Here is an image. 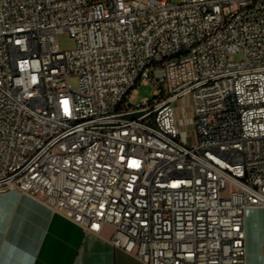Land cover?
<instances>
[{"label": "built area", "instance_id": "2783aa9c", "mask_svg": "<svg viewBox=\"0 0 264 264\" xmlns=\"http://www.w3.org/2000/svg\"><path fill=\"white\" fill-rule=\"evenodd\" d=\"M142 84L155 96L132 107ZM9 190L88 233L111 226V244L144 264H249L247 213L264 208V0H0Z\"/></svg>", "mask_w": 264, "mask_h": 264}, {"label": "crops", "instance_id": "0c3cea01", "mask_svg": "<svg viewBox=\"0 0 264 264\" xmlns=\"http://www.w3.org/2000/svg\"><path fill=\"white\" fill-rule=\"evenodd\" d=\"M251 219L246 221L249 264H264V244L251 237L256 222ZM112 235L111 226L88 233L31 195L0 193V264H144L115 248Z\"/></svg>", "mask_w": 264, "mask_h": 264}, {"label": "rangeland", "instance_id": "374dc122", "mask_svg": "<svg viewBox=\"0 0 264 264\" xmlns=\"http://www.w3.org/2000/svg\"><path fill=\"white\" fill-rule=\"evenodd\" d=\"M58 45L60 50H70L75 47V38L71 36L69 32H62L58 35ZM237 59L239 57L237 56ZM71 84L77 88L78 87V78L72 77ZM137 93L129 98L128 103L132 107H136L137 105L141 104L144 99H153L155 96V87L152 84H142L139 85L137 88ZM191 98L185 97L184 99L178 101L177 106L180 109V113L183 115L182 107L186 106L189 114H191L192 109L190 108ZM182 129L186 133V139L188 143L194 144L197 140V135L195 132V128L193 125H183ZM247 218L251 220H255V224H253L252 228V235L251 237L257 244H264V211L258 210H250L247 213Z\"/></svg>", "mask_w": 264, "mask_h": 264}]
</instances>
